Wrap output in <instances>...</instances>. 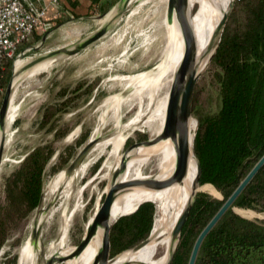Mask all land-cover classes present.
Instances as JSON below:
<instances>
[{
    "label": "rangeland",
    "instance_id": "obj_1",
    "mask_svg": "<svg viewBox=\"0 0 264 264\" xmlns=\"http://www.w3.org/2000/svg\"><path fill=\"white\" fill-rule=\"evenodd\" d=\"M154 1L131 0L129 8L124 10H118L115 6V12L119 13L102 38L79 54L61 59L49 68H42L40 74L25 82L16 81L5 126V146L0 162V210L1 208L3 210V205L4 210L6 208L7 181L19 170L23 160L37 148L52 150V156L42 174V194L38 207L31 212H27L25 206L21 207L18 211L4 214L5 218L0 220V238L4 237L0 242V264H17L19 252L25 241L30 238L38 219L43 196L47 197L51 184L69 168L85 146L96 138L108 140L113 135L115 121L125 124L138 113L140 107L142 109L146 106L142 79L131 87H127L125 79L145 74L158 64L159 50L158 46L152 44L149 28L155 7ZM165 9L166 4L159 10L158 21L161 24ZM109 11L91 16L79 23L55 26L39 35L37 43L31 38L27 46L31 49L25 55L24 62L27 63L30 58L49 50L78 44L102 26L98 20H102ZM166 46L165 30L162 26L161 48L165 54ZM13 67L12 65L11 75ZM215 71L216 69L209 64L207 70L201 73L197 80L192 109V117L195 120L197 116L212 115L219 109ZM7 86L8 84L5 88H0V107ZM109 97L120 100L119 112L114 111L112 98V103L107 106L108 110L106 107L102 109V103ZM47 106H54L56 113L49 123L42 127L41 116ZM101 125L103 128L100 134ZM147 141L149 135L145 131H134L125 140L123 152L118 160L127 150ZM95 147L83 163V179L79 182V189L83 187L86 189L82 193L81 211L73 219L69 233L70 242L77 246L112 185L113 177L109 181L102 180L101 177L107 167L117 161L116 155L111 154V148ZM179 183L182 186L184 179ZM197 191L214 198L220 197L212 186H199L197 189L194 187L189 202ZM51 204L52 200L45 201L48 213L41 232V259L44 264H71L72 256H60V260L56 256L57 258L50 260L48 254L44 252V249L58 238L60 222L62 223L60 218L62 210H52ZM74 204L75 202H72L69 212ZM234 210L244 218L264 220V213L239 208ZM155 219L156 214L153 219L154 225Z\"/></svg>",
    "mask_w": 264,
    "mask_h": 264
},
{
    "label": "trees",
    "instance_id": "obj_2",
    "mask_svg": "<svg viewBox=\"0 0 264 264\" xmlns=\"http://www.w3.org/2000/svg\"><path fill=\"white\" fill-rule=\"evenodd\" d=\"M38 39L36 31L32 40ZM210 64L216 69L219 109L212 115L197 116L194 154L200 166V186H212L222 200L206 193L195 196L169 264L188 263L200 232L264 155V0L235 1ZM11 73L12 60L4 59L1 89ZM55 113L54 106L45 107L40 125L45 127ZM51 156L52 150L37 148L23 160L7 181L6 208L2 206L0 220L21 207L27 212L38 207L42 174ZM233 208L264 213V165ZM155 211L154 204L144 203L115 222L110 232V257L147 238L154 229ZM195 264H264V220L247 219L229 209L203 240Z\"/></svg>",
    "mask_w": 264,
    "mask_h": 264
},
{
    "label": "bare ground",
    "instance_id": "obj_3",
    "mask_svg": "<svg viewBox=\"0 0 264 264\" xmlns=\"http://www.w3.org/2000/svg\"><path fill=\"white\" fill-rule=\"evenodd\" d=\"M154 2L155 7L152 11L149 28L151 29L150 34L153 35H150L152 44L155 47L158 46V64L145 74L125 79L128 83L127 87H131L142 79L147 100L146 106L142 109L140 107L138 113L125 124L115 121L113 135L108 140H101L100 138L92 140L91 142L94 143L86 154L78 158L69 171L66 169L51 184L47 197L44 198L43 196L42 198L38 210V219L32 234L19 252L17 264H44L41 259V232L48 213L45 208V201L48 200H52V210H62L59 236L44 249L48 258L52 260L58 256L60 260V256H72L71 264H94L101 244L102 228L95 227L87 246L77 256H74L77 245L70 242L69 233L73 219L81 211L82 193L86 189L85 187L79 189V182L83 179V163L95 146V149L111 148V154H115L117 157L114 164L107 165V170L101 177L102 180L109 181L113 177L112 184L117 183L123 186L114 196L109 215L110 222L128 214L127 212L131 208L145 201H151L157 210L154 229L147 239L148 241L142 243L143 245H140V249L136 253L124 252L111 259L108 264H167L169 262L175 246L173 233L189 203L194 187L197 189L200 184L197 181V160L192 152V137L196 123L194 119H191L188 123L190 155L183 185L174 183L158 190L144 188V186L160 185L175 174L178 137L172 136V110L176 101L178 72L184 66L187 57L183 33L175 19L171 21L169 26L165 16L162 21L163 25L158 21L159 10L162 5L167 4V0H155ZM231 2L232 0H184L181 6L180 14L193 43L194 64L200 73L206 71L210 64V56L219 37L220 23L228 12ZM130 5L131 0H127L122 10L128 9ZM162 26L167 40L166 54L161 48ZM27 52L29 51L18 56L13 64L14 76L3 134L0 131L2 155L5 146V126L16 81L23 83L40 74L43 71L42 68H49L61 60L54 56H44L38 63L21 72V68L26 64L23 59L26 58ZM140 97L142 98V96ZM111 98L114 100L112 105L114 111L119 112L121 102L115 100L117 98L114 97L106 99L102 103V109L106 107L108 110V104L113 101ZM102 128L101 125L99 133ZM136 130L145 131L149 135V141L127 150L118 160L123 152L125 140ZM133 181L144 182V186L129 185ZM72 202L75 204L69 212ZM92 220L93 218L88 223V227Z\"/></svg>",
    "mask_w": 264,
    "mask_h": 264
},
{
    "label": "water",
    "instance_id": "obj_4",
    "mask_svg": "<svg viewBox=\"0 0 264 264\" xmlns=\"http://www.w3.org/2000/svg\"><path fill=\"white\" fill-rule=\"evenodd\" d=\"M127 0H118L116 4H114L104 16V18L111 12L115 11L114 7L117 6L118 10H121L123 5L126 3ZM236 0H232L228 12L224 16L223 20L220 23L219 27V37L218 41L216 43V46L214 48L213 53L210 56V63L212 58L214 57L219 44L221 42V37L222 33L224 30V27L226 25V22L228 20V17L234 7ZM184 0H167L166 4V9H165V19L166 23L171 24V21L175 19V21L178 23L180 26L184 41H185V46H186V51H187V57L184 62V66H182L179 69L178 72V84H177V91H176V101H175V106L172 110V136H177L178 137V147H177V164H176V170L175 174L171 179L168 181L160 184V185H155V186H144V182L140 181H133L130 182L129 185L135 186V187H142L146 189H151V190H158L161 188H164L168 185L174 184V183H179L181 180L184 178L186 174V170L188 167V162H189V155H190V147H189V137H190V131L188 129V123L191 119H194L192 117V109H193V97H194V91H195V86L197 83V80L200 76V72H198L195 64H194V49H193V43L192 40L185 28L184 21L182 19V16L180 14L181 11V6L183 4ZM119 12H116L114 18L109 21H105L102 23V26L91 36L85 38L78 44H75L71 47L67 48H57L54 50H49L47 52H44L43 54H39L38 56H34L33 58H30L27 63L21 68V72L27 70L30 66L38 63L44 56H54L60 59H68L71 58L83 50H85L87 47L98 41L100 38H102L108 31L109 27L112 24V21L115 19ZM103 18V19H104ZM14 76V70L13 74L11 75L10 81L8 83V86L6 88L1 107H0V131L3 134V129H4V123H5V118L8 110V103L10 99V92H11V84H12V79ZM195 120V119H194ZM196 123V128L193 132V137H192V152L194 154V137L195 133L197 130L198 126V121L195 120ZM1 142V140H0ZM94 142H91L90 144H87L85 148L76 156V158L73 160V162L70 164L69 168H67V171L70 170L72 165L78 160V158L82 157L83 155L86 154V152L91 148ZM195 156V154H194ZM1 157H2V148H1V143H0V162H1ZM196 158V156H195ZM197 160V159H196ZM264 165V155L259 159V161L254 165V167L250 170V172L246 175V177L241 181V183L237 186V188L232 192V194L224 201L223 205L220 207V209L216 212V214L212 217V219L208 222V224L204 227V229L200 232L198 235L197 239L194 242L192 251L190 253V257L188 260L187 264H195L196 258L200 249V246L205 239V237L209 234V232L214 228V226L219 222V220L223 217V215L229 210L233 208V204L236 201V199L240 196V194L244 191V189L248 186V184L253 180L255 175L259 172V170L263 167ZM199 178H200V166L197 161V181L199 183ZM123 187L121 184L113 183L110 187L108 192L105 194L104 199L102 204L100 205L99 210L97 211L96 215L94 216L91 224L89 225L87 229V233L85 237L81 240V242L78 244L74 256L79 255L87 246L91 236L94 233V229L96 226H99L102 228V239H101V244L99 248L98 255L94 261V264H108V262L112 259L110 257V232L112 226L115 224V222L123 217L130 215L134 213L139 206H141L144 203H152L151 201H145L137 205L135 210L129 214L123 215L113 222H110L109 215H110V209L112 206V202L114 200V196L116 195L117 191ZM196 196V195H195ZM188 203L186 206L182 217L173 233V239L175 241V246L172 251V254L170 256L169 262L176 250L177 244L180 239L181 231L184 226V223L188 217L191 205L194 201V198ZM216 198V197H215ZM222 200V197L220 196L219 198ZM153 204V203H152ZM235 211V210H234ZM152 231V230H151ZM151 231L148 234L147 238L140 243L132 246L128 250L130 251L131 254L136 253L140 248V245L144 243L149 236L151 235Z\"/></svg>",
    "mask_w": 264,
    "mask_h": 264
},
{
    "label": "built area",
    "instance_id": "obj_5",
    "mask_svg": "<svg viewBox=\"0 0 264 264\" xmlns=\"http://www.w3.org/2000/svg\"><path fill=\"white\" fill-rule=\"evenodd\" d=\"M59 0H0V65L4 59L12 60L31 48L20 46L31 40L35 32L50 29L44 17L48 7H58Z\"/></svg>",
    "mask_w": 264,
    "mask_h": 264
},
{
    "label": "crops",
    "instance_id": "obj_6",
    "mask_svg": "<svg viewBox=\"0 0 264 264\" xmlns=\"http://www.w3.org/2000/svg\"><path fill=\"white\" fill-rule=\"evenodd\" d=\"M48 4V0H44ZM117 0H59L58 7H48L44 22L48 23L50 29L55 26H66L68 24L79 23L94 15L105 13ZM115 11H111L104 19L98 20L100 23L113 19ZM49 29V30H50ZM38 34L43 33L37 30ZM39 39L35 42L37 43ZM41 43V42H40Z\"/></svg>",
    "mask_w": 264,
    "mask_h": 264
}]
</instances>
